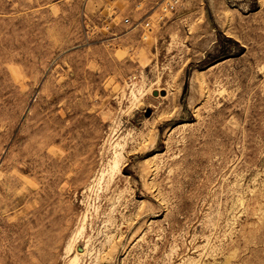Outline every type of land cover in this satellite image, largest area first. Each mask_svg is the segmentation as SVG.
<instances>
[{"label":"rangeland","instance_id":"1","mask_svg":"<svg viewBox=\"0 0 264 264\" xmlns=\"http://www.w3.org/2000/svg\"><path fill=\"white\" fill-rule=\"evenodd\" d=\"M0 264H264V0H0Z\"/></svg>","mask_w":264,"mask_h":264},{"label":"built area","instance_id":"2","mask_svg":"<svg viewBox=\"0 0 264 264\" xmlns=\"http://www.w3.org/2000/svg\"><path fill=\"white\" fill-rule=\"evenodd\" d=\"M123 22L125 23V25H130L131 24V21H130V18H125L124 20H123ZM142 24L144 25V27H147V26H149V23L148 22H142Z\"/></svg>","mask_w":264,"mask_h":264}]
</instances>
